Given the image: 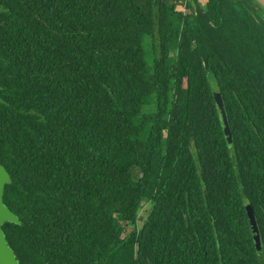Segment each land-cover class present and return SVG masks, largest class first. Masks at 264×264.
Listing matches in <instances>:
<instances>
[{
	"label": "trees",
	"instance_id": "trees-1",
	"mask_svg": "<svg viewBox=\"0 0 264 264\" xmlns=\"http://www.w3.org/2000/svg\"><path fill=\"white\" fill-rule=\"evenodd\" d=\"M0 86L18 264H264L255 0H0Z\"/></svg>",
	"mask_w": 264,
	"mask_h": 264
},
{
	"label": "water",
	"instance_id": "water-1",
	"mask_svg": "<svg viewBox=\"0 0 264 264\" xmlns=\"http://www.w3.org/2000/svg\"><path fill=\"white\" fill-rule=\"evenodd\" d=\"M255 1L264 9V0H255ZM215 100L219 110L221 122L224 125L225 132L227 133V135H230V129L227 121V114L220 93H215ZM0 102L5 103V101L3 100V98H1V96H0ZM11 180L12 179L10 173L8 172V170L0 160V264H18V260L16 258L15 252L9 246L7 242V238L2 228L3 223L6 221H11L15 223L20 222L18 216L12 210H10L3 201L5 185L7 183H10ZM248 217L252 232L254 234V238L257 242V245H259L260 244L259 229L257 226L254 211L249 207H248Z\"/></svg>",
	"mask_w": 264,
	"mask_h": 264
},
{
	"label": "rangeland",
	"instance_id": "rangeland-1",
	"mask_svg": "<svg viewBox=\"0 0 264 264\" xmlns=\"http://www.w3.org/2000/svg\"><path fill=\"white\" fill-rule=\"evenodd\" d=\"M147 41H148V40H146V41L144 42L145 50H146V58H147L148 62L151 63L152 60H153V53H152L151 56L149 55V53H148V44H147ZM227 136H228L227 138L230 139V135H227ZM143 204H144V207H143V210H142V211H144V208L147 207L146 201H144ZM142 211L140 212V214L142 213ZM142 214H143V213H142ZM142 222H143V221L139 219V221H138L139 226H141ZM128 230H129V229H128Z\"/></svg>",
	"mask_w": 264,
	"mask_h": 264
}]
</instances>
